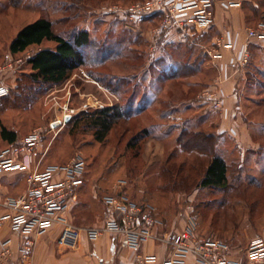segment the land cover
Masks as SVG:
<instances>
[{
    "label": "rangeland",
    "instance_id": "374dc122",
    "mask_svg": "<svg viewBox=\"0 0 264 264\" xmlns=\"http://www.w3.org/2000/svg\"><path fill=\"white\" fill-rule=\"evenodd\" d=\"M148 1L0 0V69L10 61V43L18 31L39 18L51 20L54 31L62 36L70 38L85 29L93 40L85 51L86 65L65 82L35 89L22 83L23 97L18 104L31 105L29 112L40 115V120L34 123L31 117L26 118L24 125L32 129L21 131L32 134L42 126L41 147L47 150V165H65L78 153L87 160L84 191L72 213L74 226H100L107 214L103 198L112 193L114 185L125 181L131 199L156 208L165 230L183 233L194 222L199 239L224 243L231 255L242 257L264 227V129H252L258 145L245 154L235 138L223 136L219 147L229 166V189L197 186L210 159L192 152L190 143L182 148L178 137L186 127L212 133L217 124L219 110L202 97L207 91H217L225 99L220 85L214 83L217 69L208 53L213 48L202 30L166 28L160 19H141L131 10ZM172 32L178 35L175 40ZM35 52L19 57L25 61ZM162 57L181 62L194 72L174 80L162 78L157 63ZM14 68L3 72L13 91L12 101L16 88L9 80ZM256 79L263 80L260 76ZM261 91L255 85L244 91L241 84L242 99L249 109L253 105L250 99ZM34 95L39 101L31 104L28 100ZM116 105L131 109L132 116L120 119L100 143L82 117ZM8 106L10 103L0 108ZM70 110L74 114L64 122ZM260 114L264 120V109ZM1 117L9 126L20 122L10 113ZM228 120L233 118L226 117ZM56 121L60 123L53 125ZM5 146L0 140V149ZM183 162H187L190 179L181 186L189 190L173 192L164 168Z\"/></svg>",
    "mask_w": 264,
    "mask_h": 264
},
{
    "label": "built area",
    "instance_id": "2783aa9c",
    "mask_svg": "<svg viewBox=\"0 0 264 264\" xmlns=\"http://www.w3.org/2000/svg\"><path fill=\"white\" fill-rule=\"evenodd\" d=\"M212 6L211 0H150L143 4L137 3L131 10L141 19L161 17L162 25L166 28L195 27L204 31L214 25ZM248 37L264 40V25L249 29ZM217 46L208 51L213 59L221 57V47L231 49L233 44L220 40ZM247 62L246 50L239 63L245 65ZM10 67L12 64L9 62L0 69V99L8 97L11 92L3 78V72ZM202 97L205 103L211 104L212 109L222 108L220 92L207 91ZM73 114L74 110H70L64 122L71 119ZM41 142V130L38 129L21 142L0 150V174L19 171L27 175V189L6 201L5 206L12 210V214L0 220V225L8 221L13 231L25 238L19 251L21 259L26 261L31 259L35 238L42 236L55 225L62 227L59 244L71 249L79 243L81 233L68 218V213L77 191L85 183L87 162L78 153L65 165H52L40 171L35 152L40 148ZM126 185L127 182L120 181L114 185L112 193L103 198L106 218L101 227L87 229L90 238L95 239L104 232H110L124 237L136 252L147 241L171 245L172 256L164 264H186L188 255L195 257V264H264V228L249 243L245 253L247 261L230 259L229 246L219 241L199 239L194 222L183 233L169 237L163 235L160 232L163 222L159 219L156 208L136 203L131 199ZM11 254V241L0 242V264H10Z\"/></svg>",
    "mask_w": 264,
    "mask_h": 264
},
{
    "label": "crops",
    "instance_id": "0c3cea01",
    "mask_svg": "<svg viewBox=\"0 0 264 264\" xmlns=\"http://www.w3.org/2000/svg\"><path fill=\"white\" fill-rule=\"evenodd\" d=\"M211 1L213 4L214 25L210 29L204 30L203 34L207 36L209 48L218 47L217 43L220 40L233 44L231 49L221 47V57L213 59V65L217 69V78L214 83L220 85V90L225 96V99H223L225 108L216 112L219 118L214 132L218 135H230L235 138L241 153L245 154L247 151L255 149L258 145L254 140L252 129H264V120L261 119L262 115L260 114L261 110L264 109V89H261V92H263L261 95L250 99L251 101L248 100L253 104L250 109L248 105H245L246 102L243 101L241 94V84L244 91L245 88L248 89L252 85L248 84L246 78L248 68L257 67L264 70V40L249 39L248 37L249 29L264 25V0ZM155 20H157V17H151V21ZM177 37L178 35L172 32V40ZM30 50L36 51L32 54L34 55L41 50V47H31L20 55L28 54ZM246 50L248 52V62L245 65H241L239 60ZM10 54L9 62L15 68L10 75L9 81L12 82L11 86L15 87L18 69L24 61L19 57L20 55ZM32 55H27L25 60ZM18 61L21 62L18 63ZM246 109L249 112H246ZM11 113L13 116L17 115L15 110H12ZM230 116L233 121H226V117ZM12 128L18 133V139L15 144L31 135L29 133L26 134L25 130L21 131V129H32L31 127L27 128L18 124V126L12 125ZM38 128L42 129V126ZM1 142L3 144L6 143L2 140ZM35 160L37 164L40 163V171L52 166L47 165V150L41 146L35 152ZM27 186V175L24 172L15 171L0 174V220L12 214V210L5 206L6 201L22 194L27 189ZM83 186L79 188L76 197L72 201L71 209L68 213V218L71 222L79 194L84 191ZM101 226L102 224L96 227ZM75 227L80 229L81 232L79 243L75 248L71 249L59 244L62 227L55 225L42 236L35 238V246L29 261L22 260L19 251L25 238L13 231L8 221H4L0 225V242L11 241L12 254L10 264H100L101 262L107 264H164L172 256V246L165 243L147 241L142 245L140 251L136 252L122 236L104 232L92 239L87 229L95 228L94 226L80 227L75 225ZM160 232L166 237L174 235V232L167 231L165 228L160 229ZM229 258L247 261L245 254L242 257L230 254ZM185 261L186 264L196 263L193 255H188Z\"/></svg>",
    "mask_w": 264,
    "mask_h": 264
},
{
    "label": "trees",
    "instance_id": "16d2710c",
    "mask_svg": "<svg viewBox=\"0 0 264 264\" xmlns=\"http://www.w3.org/2000/svg\"><path fill=\"white\" fill-rule=\"evenodd\" d=\"M148 18L151 20V17ZM157 19H161V17H157ZM92 42L93 40L90 32L85 29L76 31L70 38L56 33L53 29L52 21L45 17L27 23L18 31L10 43V53L13 55H20L25 53L31 47H41V50L26 59L20 65L15 82L16 95H14V100L12 101L9 98L13 92L11 87L10 95L0 99V107L3 104L10 103V106H8L6 110H3V107L0 108V140L6 142V146L0 150L14 145L18 139V133L15 130H12V125L9 126L5 123V120L1 115H9L10 113L11 116L13 115L11 111L15 110L17 115L14 117L20 119V122L18 123L23 127H27L24 125L26 118L31 117L30 121L33 120L34 123L38 122L40 119V115H31L33 113L29 112L31 111V105L27 106L24 104L25 106H23L25 109L23 110L22 104L19 106L20 103L18 100L23 97L20 93L23 84H25L28 89H35V86H39L40 88L41 85H58L65 82L80 67L86 65L85 51ZM168 56L172 55L170 54ZM157 63L160 65L158 66L160 67L158 70H160V76H162V78L167 76V79L174 80V78L188 75L189 72H194V69L189 68L187 65H183L181 62H170L165 59L163 60V57L158 59ZM253 69L254 71H252ZM253 69L250 67L246 71L248 84L259 86L261 89H264V70L257 67H253ZM184 70L188 71L184 73ZM259 76L262 77V81L256 79ZM38 101V95H34L32 100H28L31 104H36ZM141 109L142 107L139 108L138 111H141ZM21 111H24V113ZM131 116V109L128 107L124 109L121 105H116L113 107L96 109L89 113V115L82 117V119L86 121L87 126L94 129L96 141L102 143L107 139L108 135L120 119L127 117L130 118ZM29 127L32 128L31 125ZM213 130L215 131V129ZM214 131L212 133H206L205 131H193L186 127V129H183L179 135L178 143L184 149L186 148V144L190 143V145H192V152L196 151L210 159L206 164L203 178L197 186L204 189L211 188L227 190L229 189V166L219 147L224 135H218ZM186 168L187 162H183L179 165L174 163L164 168L167 172V179L172 182V187L169 188L171 191L177 192L181 190H189L188 188L181 186L190 179V174H186Z\"/></svg>",
    "mask_w": 264,
    "mask_h": 264
},
{
    "label": "water",
    "instance_id": "95a60500",
    "mask_svg": "<svg viewBox=\"0 0 264 264\" xmlns=\"http://www.w3.org/2000/svg\"><path fill=\"white\" fill-rule=\"evenodd\" d=\"M70 121V119H67L66 122ZM59 123H56L55 125H58Z\"/></svg>",
    "mask_w": 264,
    "mask_h": 264
}]
</instances>
